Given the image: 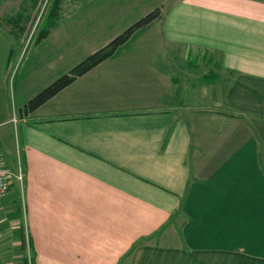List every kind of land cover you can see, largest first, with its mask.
<instances>
[{"label": "crops", "instance_id": "crops-1", "mask_svg": "<svg viewBox=\"0 0 264 264\" xmlns=\"http://www.w3.org/2000/svg\"><path fill=\"white\" fill-rule=\"evenodd\" d=\"M166 5L161 46L0 116V264H264V0Z\"/></svg>", "mask_w": 264, "mask_h": 264}, {"label": "rangeland", "instance_id": "rangeland-1", "mask_svg": "<svg viewBox=\"0 0 264 264\" xmlns=\"http://www.w3.org/2000/svg\"><path fill=\"white\" fill-rule=\"evenodd\" d=\"M123 1L125 3L118 4L117 0H62L58 16L50 26L51 17L47 15L50 0H38L32 8L29 7L31 0H0V116L5 115L7 110L9 113L11 109L16 111L22 100L28 99L58 75L105 45L140 16L155 8L160 10L165 3L167 8L173 2ZM160 2L163 4H159ZM22 5L27 10L23 11ZM21 11L23 12L20 13ZM164 11L165 8H162L161 13L164 14ZM88 16H97L95 18H98V22L87 20ZM100 17L105 19L102 21ZM21 20H26L24 34L19 39L12 38L9 32L16 36L20 26L17 22ZM45 27L48 28L47 35L37 39L36 35ZM158 29V24L154 23L147 35H135L128 45L161 46V38L157 36ZM52 32L53 38L47 37ZM9 47L12 52L8 55ZM201 106L210 107L209 104ZM226 111L220 110V113L226 114ZM206 112L205 114H210V111ZM15 117L17 118V114ZM223 118L220 116L226 126L222 124V127H228L227 120ZM0 133L6 136L11 148L15 134L12 123L0 124Z\"/></svg>", "mask_w": 264, "mask_h": 264}, {"label": "trees", "instance_id": "trees-1", "mask_svg": "<svg viewBox=\"0 0 264 264\" xmlns=\"http://www.w3.org/2000/svg\"><path fill=\"white\" fill-rule=\"evenodd\" d=\"M38 0H31L30 8H32ZM62 0H50L48 16L50 19V26L55 22L56 17L58 16V11L61 6ZM24 5V4H23ZM22 5V6H23ZM27 6V5H26ZM23 11L27 10V7L23 6ZM20 11V10H19ZM21 11L20 13H22ZM21 15V14H20ZM23 15V14H22ZM26 16V15H25ZM160 16V11L158 8H155L143 16L136 19L133 23L123 29L120 33L115 35L112 39H110L105 45L96 49L95 51L88 54L85 58L80 60L66 72L61 73L55 79H53L49 84L41 88L37 91L32 97H30L22 106L19 107V114L24 116L33 110H35L38 106L44 103L51 96L56 94L62 88L70 84L73 80H75L78 76L82 75L98 63L112 56L115 50L129 41L134 35L144 30L148 25H150L154 20H156ZM26 20H21L17 22L19 26V33L14 36L15 39L21 38L24 34V23ZM48 28H42L38 34L36 35L37 39H42L48 33ZM29 242V239H28ZM27 262V260H26Z\"/></svg>", "mask_w": 264, "mask_h": 264}, {"label": "built area", "instance_id": "built-area-1", "mask_svg": "<svg viewBox=\"0 0 264 264\" xmlns=\"http://www.w3.org/2000/svg\"><path fill=\"white\" fill-rule=\"evenodd\" d=\"M14 119V118H13ZM22 167L18 160L16 169H12L11 167L7 166L4 160V157L0 151V197L7 193L9 186L13 182V180H17L20 184L22 181ZM22 209L24 208L23 200L21 199ZM25 233V241L28 243V235L27 231ZM26 260L27 264H32V256L30 251L27 250L26 253Z\"/></svg>", "mask_w": 264, "mask_h": 264}]
</instances>
